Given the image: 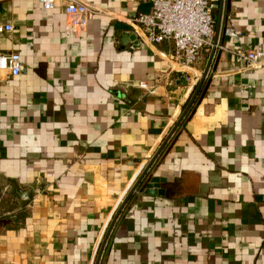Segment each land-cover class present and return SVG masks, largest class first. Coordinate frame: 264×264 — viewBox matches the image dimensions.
Wrapping results in <instances>:
<instances>
[{
    "label": "crops",
    "instance_id": "obj_1",
    "mask_svg": "<svg viewBox=\"0 0 264 264\" xmlns=\"http://www.w3.org/2000/svg\"><path fill=\"white\" fill-rule=\"evenodd\" d=\"M84 1L101 13L64 38V3L0 0L26 68L0 72V264H264V69L239 57L264 0H213L192 79L130 24L151 0Z\"/></svg>",
    "mask_w": 264,
    "mask_h": 264
},
{
    "label": "built area",
    "instance_id": "obj_2",
    "mask_svg": "<svg viewBox=\"0 0 264 264\" xmlns=\"http://www.w3.org/2000/svg\"><path fill=\"white\" fill-rule=\"evenodd\" d=\"M152 11L140 14L130 21L135 29H139L143 38L154 44L170 42L173 44L171 60L186 69L185 74L192 79L190 72L201 60L204 52L219 50L221 45L216 42V23L214 12L216 3L213 0H151ZM45 10H54L61 3L67 16V23L62 33L64 38L82 34L87 30L92 15L101 13L99 7L84 0H39ZM12 25H3L0 32H10ZM231 37L239 33L231 26L225 30ZM144 44V41L143 43ZM132 48H137L132 45ZM214 57V56H213ZM239 57L250 66L264 69V50L240 53ZM26 71L20 55L16 52L0 55V72L18 77ZM194 84L197 83L193 79ZM146 88V83H140Z\"/></svg>",
    "mask_w": 264,
    "mask_h": 264
},
{
    "label": "water",
    "instance_id": "obj_3",
    "mask_svg": "<svg viewBox=\"0 0 264 264\" xmlns=\"http://www.w3.org/2000/svg\"><path fill=\"white\" fill-rule=\"evenodd\" d=\"M219 36H220V27H218V29H217V34H216V37H215L216 42H218V40H219ZM125 39H126V38H125ZM215 52H216V50L213 51V56L215 55ZM213 56H212V57H213ZM210 67H211V65L208 66L207 71H206L205 74L203 75L202 82H201L200 87L198 88V90H197L195 96H197L198 93L200 92V89H201V87H202V85H203V83H204V81H205V79H206V77H207V74H208V71H209ZM195 98H196V97H195ZM194 100H195V99H193V102H194ZM113 224H114V223H112V226H113ZM109 234H110V232H109ZM109 234H108V236L106 237V242H107V240H108ZM106 242H105V243H106ZM104 247H105V244H104ZM100 261H101V257L98 259L97 264H100Z\"/></svg>",
    "mask_w": 264,
    "mask_h": 264
}]
</instances>
